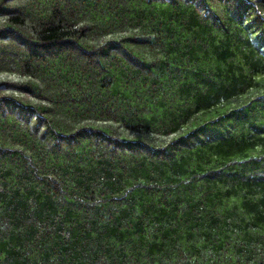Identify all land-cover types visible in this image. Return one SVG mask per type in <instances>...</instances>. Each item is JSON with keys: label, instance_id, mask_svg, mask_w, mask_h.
I'll use <instances>...</instances> for the list:
<instances>
[{"label": "trees", "instance_id": "trees-1", "mask_svg": "<svg viewBox=\"0 0 264 264\" xmlns=\"http://www.w3.org/2000/svg\"><path fill=\"white\" fill-rule=\"evenodd\" d=\"M0 264H264V0H0Z\"/></svg>", "mask_w": 264, "mask_h": 264}]
</instances>
